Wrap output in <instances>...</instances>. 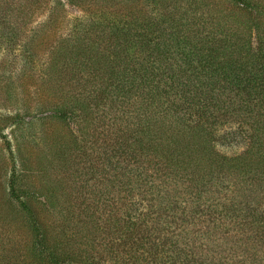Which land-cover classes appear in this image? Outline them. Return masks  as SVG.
Masks as SVG:
<instances>
[{
  "label": "trees",
  "instance_id": "16d2710c",
  "mask_svg": "<svg viewBox=\"0 0 264 264\" xmlns=\"http://www.w3.org/2000/svg\"><path fill=\"white\" fill-rule=\"evenodd\" d=\"M229 2L246 15L201 0H66L83 17L51 50L57 101L43 118L74 129L42 138V152L77 160L69 206L54 213L47 198L46 218L33 212L38 194L19 186L0 131L31 232L30 255L0 264H264V210L247 195L264 192V0ZM236 140L241 154L217 150Z\"/></svg>",
  "mask_w": 264,
  "mask_h": 264
},
{
  "label": "rangeland",
  "instance_id": "374dc122",
  "mask_svg": "<svg viewBox=\"0 0 264 264\" xmlns=\"http://www.w3.org/2000/svg\"><path fill=\"white\" fill-rule=\"evenodd\" d=\"M133 1L136 5H143L144 0ZM201 2L212 3L226 12L232 10L241 16L246 15L244 12H238V7H232L229 0ZM59 4L64 7L59 12L60 17L57 16L55 20L54 11ZM66 4V0H0V131L1 135L11 142L16 168L21 175L19 186L26 188L33 196L34 191L40 195L29 199L28 203L33 212L41 218H46L45 204L49 206L52 202L53 208L50 207L54 213L59 207L69 206L68 200L65 199L68 192L64 188L69 185L68 178L74 168L72 162H77L76 159L73 161L74 156L70 149L62 158L61 155H58V158L54 154L51 156L42 152V138L51 141L55 135H59L68 140L69 128L74 129L71 125L68 128L67 125L60 124L55 118H43V110L47 111L57 101L53 94V82L44 70L49 63L51 50L56 41L66 34L71 21L83 17L82 9ZM68 143L69 141L67 145ZM247 147V144L240 140L217 144V150L225 156L239 155ZM12 165L0 138L1 260H15V256L21 259L30 255L31 232L27 215L8 193ZM231 178L235 177L230 173L229 187L223 184L226 188L224 191H227L226 194L231 198L236 195L235 200L238 201V185ZM177 194L183 195L180 192ZM247 195L252 198L254 206L258 204L261 206L259 208L264 210L262 189L259 192L250 191ZM47 198L50 203L46 201ZM134 199L141 200V195ZM139 214H146L145 208L140 205ZM193 224L196 229L201 227L195 222ZM106 261L108 262H104L105 264H113L111 260Z\"/></svg>",
  "mask_w": 264,
  "mask_h": 264
}]
</instances>
